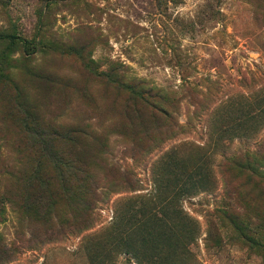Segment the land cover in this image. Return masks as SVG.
<instances>
[{
  "label": "rangeland",
  "instance_id": "rangeland-1",
  "mask_svg": "<svg viewBox=\"0 0 264 264\" xmlns=\"http://www.w3.org/2000/svg\"><path fill=\"white\" fill-rule=\"evenodd\" d=\"M0 264H264V0H0Z\"/></svg>",
  "mask_w": 264,
  "mask_h": 264
},
{
  "label": "trees",
  "instance_id": "trees-1",
  "mask_svg": "<svg viewBox=\"0 0 264 264\" xmlns=\"http://www.w3.org/2000/svg\"><path fill=\"white\" fill-rule=\"evenodd\" d=\"M184 221H185V219H184ZM186 222V221H185ZM149 233V232H148Z\"/></svg>",
  "mask_w": 264,
  "mask_h": 264
}]
</instances>
